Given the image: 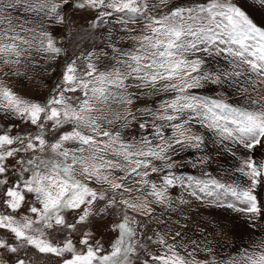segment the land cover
I'll list each match as a JSON object with an SVG mask.
<instances>
[{"label": "snow or ice", "instance_id": "1", "mask_svg": "<svg viewBox=\"0 0 264 264\" xmlns=\"http://www.w3.org/2000/svg\"><path fill=\"white\" fill-rule=\"evenodd\" d=\"M0 264H264V0H0Z\"/></svg>", "mask_w": 264, "mask_h": 264}, {"label": "rangeland", "instance_id": "2", "mask_svg": "<svg viewBox=\"0 0 264 264\" xmlns=\"http://www.w3.org/2000/svg\"><path fill=\"white\" fill-rule=\"evenodd\" d=\"M88 47L87 43H85L84 48L86 49ZM49 83H51V81H49ZM223 167H227V165H224ZM201 172H208L210 175L216 177V178H220V179H226V177L224 176V172L217 167V164L215 162H213L210 166H208L205 169H187L185 171V174H194V175H200ZM176 195L179 194V190H177V192L175 193ZM195 209H196V205L193 204L192 208L189 210L191 213H195ZM224 217L227 218H231V214L230 213H225L222 214ZM176 217L173 216V220H175ZM206 219H210V217L208 216L207 212H203L202 215H191L190 219L188 221L185 220H181L182 224H189L190 228H194L195 225L197 223H200L202 226L205 222ZM239 217L234 218V223L239 224ZM208 230L211 231L212 228L214 227L212 224H209L208 226ZM190 235H192L193 233L190 231L189 232ZM195 235H199V233H195ZM231 238L235 241L234 243L228 244L225 247H222L219 249L220 255L222 256H227L229 252H233L235 253V251L238 248H244L248 246L249 243V235L245 234L243 232V229L241 228H237L236 232L234 235L230 234ZM203 255V254H201Z\"/></svg>", "mask_w": 264, "mask_h": 264}]
</instances>
